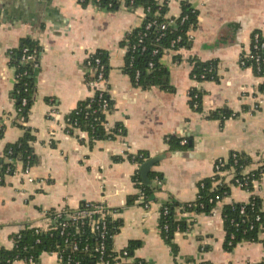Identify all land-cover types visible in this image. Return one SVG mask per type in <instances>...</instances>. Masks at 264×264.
<instances>
[{
  "label": "crops",
  "instance_id": "obj_1",
  "mask_svg": "<svg viewBox=\"0 0 264 264\" xmlns=\"http://www.w3.org/2000/svg\"><path fill=\"white\" fill-rule=\"evenodd\" d=\"M158 1L168 4L170 18L181 15L183 1L198 11L190 47L168 50L161 59L169 70L170 90L142 89L124 70L127 48L121 42L142 24L143 9L122 4L108 11L93 4L85 7L79 0H0V126L4 129L0 157L30 128L37 158L31 168L32 182L20 173L21 161L15 162V173L0 182V245L4 248L14 247L15 236L25 225L45 228L49 212L102 202L110 208L111 219L119 223L112 248L121 253L129 251L132 241L140 243L114 264L264 262V229L258 241L228 249L222 216L224 205L248 202L252 194L261 199L264 211V172L254 181L253 192L230 184L229 175L219 174L231 192L210 213L178 208L177 219L190 225L175 232V250L160 228L163 206L171 197L183 204L195 201L201 181L218 175V161L240 154L250 159L244 173L264 168V103L259 104L264 98V76L240 63L251 48L253 33L264 34V0ZM25 38L42 48L35 72L37 91L27 120L17 119L13 97L17 74L9 57L10 50ZM98 51L108 56L107 86L113 100L106 127L111 130L119 124L125 131L91 146L87 132L67 131L66 119L93 95L86 85L92 73L86 61ZM194 57L215 61L216 78L194 79ZM192 88L203 92L200 110L190 105ZM224 110L235 116L222 119L213 114ZM171 136L186 139L181 144L188 143V147L170 152L167 140ZM141 151L150 158L162 156L151 167L162 176L154 179L155 184L161 181L162 188L148 208L140 200L127 203L139 193L133 180L138 165L127 154ZM116 157L123 159L116 161ZM13 264L26 263L17 260ZM35 264H60V260L48 251Z\"/></svg>",
  "mask_w": 264,
  "mask_h": 264
},
{
  "label": "trees",
  "instance_id": "obj_2",
  "mask_svg": "<svg viewBox=\"0 0 264 264\" xmlns=\"http://www.w3.org/2000/svg\"><path fill=\"white\" fill-rule=\"evenodd\" d=\"M79 2L85 7L93 4L99 9L108 11L118 10L122 4L133 9H143L144 18L142 24L128 32L125 39L121 42V45L127 48L124 70L130 76L133 83L142 89H149L154 86L165 90L173 89L170 84L169 70L163 65L161 59L168 50L190 47L192 40L189 39L188 35L198 22V11L195 8L183 1L181 4V15L175 18L173 24L169 25L166 29H162L161 24L170 19L167 15L169 7L167 3H159L158 0H79ZM149 23L152 25L147 28ZM254 33L262 34L260 31H255ZM261 41H264V38L260 37ZM253 43L254 40L252 41V45ZM26 48L28 51L24 52ZM252 52L258 51L252 48ZM259 53L264 56V50H260ZM27 54H34L36 62L40 63L42 48L34 40L25 38L18 47L11 49L9 52L10 64L14 66L18 76L13 92L16 108L17 110L19 109L17 111V119L22 118L24 120H27L37 91L35 79L37 68L34 67L35 61L28 62L23 59V56ZM95 54L106 65L107 76L109 70L107 54L101 51ZM191 62L194 65L192 76L197 81L203 82L216 78L215 61H201L194 57L191 59ZM249 62L253 63V61ZM251 63L249 64L252 65ZM252 67L258 75L264 76V64L261 65V71L256 70L254 64ZM92 78H94L92 73H88L86 80ZM261 88L264 90V83ZM202 97L203 92L201 90L192 88L190 90V105L200 110ZM103 98L108 100V110H112L113 100L110 98L109 93H104L102 98H100V94L96 92L93 97L83 100L67 116L70 125L67 131L71 134H74L76 129L87 132L91 146L98 140L113 139L116 135L125 131L124 127L119 124L109 131L106 129V114L103 113L101 106ZM24 99L27 101L26 105H23ZM195 103H197V106H194ZM213 114L222 119L235 116L233 112L227 110L216 111ZM34 139L35 135L31 132L30 128H26L25 134L18 142L6 147L4 156L0 157V175L2 176L0 182L4 181L7 172L9 174L15 172L16 161H21L24 165L30 164L31 166L36 163V154L31 144ZM181 141V138L176 136L168 137L169 151L188 147V143L182 145ZM237 156L238 162L236 164H234L232 155L225 162L222 169L229 170L233 166L236 170L235 177H241L243 169L249 164L250 159L240 154H237ZM122 159L123 157L115 158L116 161ZM127 159L138 165L133 175V180L139 188V193L135 196H130L127 203L132 204L140 200V195H143V200L139 202L141 205L150 203L155 199L156 192L162 188L161 184L154 183V179H161L162 176L153 169H150L148 173L149 182H143L140 167L150 159V154L146 151H141L137 154H127ZM262 172H264V168L261 171L255 172V179H258ZM233 182L234 179L232 178L230 184ZM230 184L223 182L221 176L214 175L201 181L198 196L195 201L191 202L192 205L190 207L188 203H180L173 197L163 206L160 216V228L167 242L173 246L174 250L176 247L172 243V239L175 232L178 230L184 231L190 225L186 220L177 219V209L181 208L187 212L194 213H210L216 208L218 202L230 194ZM252 187L253 185L250 183L248 188ZM165 209H167V213H165ZM47 215L53 218L55 211L49 212ZM222 216L226 232V248L232 249L238 243L244 241L256 242L259 240L260 233L264 229V211L262 210V201L258 196L251 197L247 203L232 202L224 205ZM118 227L119 223L117 221L110 220L109 232L112 237L117 233ZM79 238H81V240L79 239L80 250L72 252L70 246L65 244V239L60 235L59 229L46 231L40 230L38 227L25 225L15 236V244L12 249L8 250L0 245V264H13L16 260H29L30 258L36 263L40 255L48 251H61L65 259L72 257L74 260H79L80 264L100 262L99 254L94 252L98 243L96 235L91 233L89 228L86 227L85 234ZM86 244L89 250L84 249ZM139 244V242L132 241L129 244L128 253L132 254ZM111 248L112 238H108L105 253H111ZM115 255L116 253H112L110 257L104 256V262L115 263ZM137 263L146 264L142 261H138ZM258 264H264V262Z\"/></svg>",
  "mask_w": 264,
  "mask_h": 264
},
{
  "label": "built area",
  "instance_id": "obj_3",
  "mask_svg": "<svg viewBox=\"0 0 264 264\" xmlns=\"http://www.w3.org/2000/svg\"><path fill=\"white\" fill-rule=\"evenodd\" d=\"M83 1V0H80ZM175 22V18H170L167 22H164L161 24L162 29H166L169 25L173 24ZM152 24L149 23L147 25V28H149ZM189 39H193V35L191 32H189ZM260 37L264 38V34L254 33L252 41L254 40L253 45H251V48L249 51L244 53V55L240 59V63L243 66H249L252 67L254 64L256 66V70L261 71V65L264 64V56H262L259 51L264 50V41L260 42ZM252 48L256 49L258 52H252ZM28 49L26 48L24 52H27ZM96 54H92L87 58V66L92 71V75L94 78L90 80H86V85L90 90L93 91V95L98 92L100 94V98H102L104 93L109 92V88L107 86V76H106V65L102 62L101 58L98 56H95ZM23 59L28 62H34V67L38 68L40 63L36 62V56L34 54H27L23 56ZM253 61V63L249 62ZM251 63L252 65H250ZM253 68V67H252ZM18 77V76H17ZM93 95L91 97H93ZM264 103V98H261L259 100V104ZM27 101L26 99L23 100V105H26ZM197 103H195V106ZM102 111L103 113L107 114L108 110V100L103 98L101 101ZM19 110V109H18ZM16 120H14L15 122ZM66 125L67 128L70 126L68 123V120L66 119ZM106 127V123H105ZM71 128V127H70ZM106 129L109 131V129L106 127ZM78 131V129H76ZM4 132V129L2 126H0V138L2 137ZM187 140H182V143H186ZM234 164L238 162V156L237 154H233ZM226 161H218L216 163V174H226L229 175L231 178L234 179L233 185L236 184L238 186H241L245 188L246 190L253 192V187L248 188L249 184L253 185L255 179V172H248L244 173L242 172L241 177H235V167H231L229 170H223L222 167L225 165ZM31 168L32 166L30 164L24 165V168L20 171V173L26 177V179L29 182L33 181V177L31 175ZM263 168L260 169V171ZM16 171V170H15ZM15 173V172H14ZM10 175L8 172L6 176ZM5 176V177H6ZM235 177V178H234ZM2 179V176L0 175V180ZM159 180V179H157ZM221 182V181H219ZM161 181H159V184ZM256 196L255 194H252L251 197ZM218 198V196H217ZM140 201L143 200V195H140ZM249 202V201H248ZM247 203V202H245ZM150 203H145L143 206L145 208H148ZM192 205L191 202H188V206L190 207ZM215 210V209H214ZM213 210V211H214ZM165 213H167V209H165ZM259 219V217H258ZM48 224L45 228H39L40 230H60V235L64 237L65 244L70 246L72 252H76L80 250V241L82 235L85 234L86 227L89 228V231L91 233L96 235V238L98 240V243L94 249V252L99 254L100 262H104V256H111V254L116 253L115 255V262L122 260L126 257H128V251L124 250L121 253H117L113 248H111V253L106 254V241L108 238H112V235H110L109 232V222L111 219V210L110 208L102 203V202H84L82 203L78 208L76 209H68V208H62L55 211V215L52 217H47ZM72 239V240H71ZM85 250H89L88 245L86 244L84 247ZM60 260V264H80L79 260H74L72 257H69L65 259L63 257V254L61 251H54ZM93 252V253H94ZM17 261V260H16ZM26 264H35L34 260L30 258L29 260H23ZM108 264H114V263H108Z\"/></svg>",
  "mask_w": 264,
  "mask_h": 264
},
{
  "label": "water",
  "instance_id": "obj_4",
  "mask_svg": "<svg viewBox=\"0 0 264 264\" xmlns=\"http://www.w3.org/2000/svg\"><path fill=\"white\" fill-rule=\"evenodd\" d=\"M161 158H162V156H155V157L150 158L149 160H147L146 162H144L142 164L140 170H141L143 181L145 183H148V173H149L151 167L154 164H156Z\"/></svg>",
  "mask_w": 264,
  "mask_h": 264
}]
</instances>
